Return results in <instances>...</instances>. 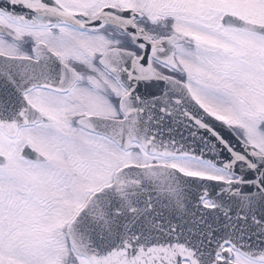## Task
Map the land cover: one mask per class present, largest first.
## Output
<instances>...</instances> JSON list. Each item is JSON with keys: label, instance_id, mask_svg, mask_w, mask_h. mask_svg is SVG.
I'll use <instances>...</instances> for the list:
<instances>
[{"label": "snow or ice", "instance_id": "1", "mask_svg": "<svg viewBox=\"0 0 264 264\" xmlns=\"http://www.w3.org/2000/svg\"><path fill=\"white\" fill-rule=\"evenodd\" d=\"M0 264H264V0H0Z\"/></svg>", "mask_w": 264, "mask_h": 264}]
</instances>
